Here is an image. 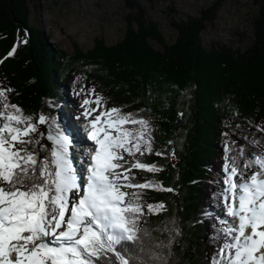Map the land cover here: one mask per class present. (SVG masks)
I'll list each match as a JSON object with an SVG mask.
<instances>
[{"label": "trees", "instance_id": "obj_1", "mask_svg": "<svg viewBox=\"0 0 264 264\" xmlns=\"http://www.w3.org/2000/svg\"><path fill=\"white\" fill-rule=\"evenodd\" d=\"M125 3L136 13H127L121 41L107 45L96 40L87 52L77 48L68 54L31 26L29 0H0V85L14 90L9 100L25 114L43 113L62 127L60 110L72 100L80 107L81 87H94L108 108L149 120L151 154L124 155L160 169L133 168L129 175L135 176L134 183L156 185L142 190L145 205L162 202L165 207L145 217L141 241L128 255L134 264H215L221 225L212 217L223 206V188L213 183L212 172L223 175L225 147L232 141L234 150L245 147V158L264 155V5L255 13L251 44L241 50L209 49L202 41L219 5L175 22L177 37L169 44L140 2ZM21 40L27 43L7 57ZM66 110L71 119L88 123L80 112ZM160 185L174 191L160 190Z\"/></svg>", "mask_w": 264, "mask_h": 264}, {"label": "snow or ice", "instance_id": "obj_2", "mask_svg": "<svg viewBox=\"0 0 264 264\" xmlns=\"http://www.w3.org/2000/svg\"><path fill=\"white\" fill-rule=\"evenodd\" d=\"M21 43L27 40L18 41L7 57ZM13 91L0 85V264H134L128 253L141 241V223L165 207L145 205L142 190L156 185L134 183L129 175L132 168L154 173L157 166L137 159L124 167V154H151L150 121L108 108L94 87H81V117L94 142L81 172L70 155L67 130L54 117L25 114L10 102ZM235 143L225 147L220 196L231 220L212 217L221 225L215 264H264V155L245 158V147L234 150Z\"/></svg>", "mask_w": 264, "mask_h": 264}, {"label": "rangeland", "instance_id": "obj_3", "mask_svg": "<svg viewBox=\"0 0 264 264\" xmlns=\"http://www.w3.org/2000/svg\"><path fill=\"white\" fill-rule=\"evenodd\" d=\"M136 1L144 6L148 18L157 23L169 44L177 37L175 22L188 19L189 16H199L202 11L209 8L213 10V6L219 5L214 12V20L208 23L201 34L204 45L209 49L212 45H225L245 50L253 37L255 13L260 4L264 5V0ZM29 5L31 26L41 29L54 47L57 46L68 54H73L77 48L87 52L95 46L96 40H103L107 45L117 44L126 31L127 13H136V10H130L126 6L125 0H29ZM152 44L156 48L161 47L156 41H152ZM56 104L59 107L61 101H56ZM67 107L81 113L78 103L68 101L64 109L60 110V114L64 115L62 124L70 117L73 125L81 126L82 123L71 119L72 112H66ZM60 128L65 129L62 126ZM81 128L83 129L82 126ZM90 143L94 145V142ZM128 163V166H132V160ZM213 172L211 180L223 188V175ZM214 213L215 216L219 214L227 218L223 206L215 208Z\"/></svg>", "mask_w": 264, "mask_h": 264}, {"label": "bare ground", "instance_id": "obj_4", "mask_svg": "<svg viewBox=\"0 0 264 264\" xmlns=\"http://www.w3.org/2000/svg\"><path fill=\"white\" fill-rule=\"evenodd\" d=\"M68 128L71 129V133L67 132L66 134H69L70 136H72V138H70L71 145L69 148V152H70L71 157L74 158V166L82 172L83 171V167H82L83 164H82V161L80 160V155H81L80 149L82 148L83 144L86 142V137L83 135V133L81 131H79L77 126L70 125ZM91 148L94 149V145ZM85 154H86V151H84V155ZM90 156H91V153H89V155H88V161L89 162H90ZM83 160L86 161V157Z\"/></svg>", "mask_w": 264, "mask_h": 264}]
</instances>
